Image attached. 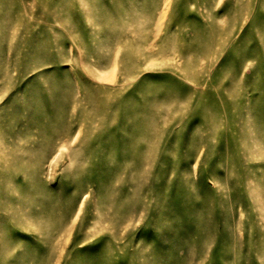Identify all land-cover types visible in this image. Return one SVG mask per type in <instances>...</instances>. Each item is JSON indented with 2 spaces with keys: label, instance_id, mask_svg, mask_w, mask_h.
Masks as SVG:
<instances>
[{
  "label": "rangeland",
  "instance_id": "obj_1",
  "mask_svg": "<svg viewBox=\"0 0 264 264\" xmlns=\"http://www.w3.org/2000/svg\"><path fill=\"white\" fill-rule=\"evenodd\" d=\"M0 264H264V0H0Z\"/></svg>",
  "mask_w": 264,
  "mask_h": 264
}]
</instances>
